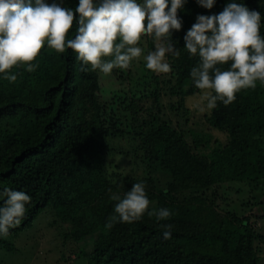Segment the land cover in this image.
I'll list each match as a JSON object with an SVG mask.
<instances>
[{
  "label": "trees",
  "instance_id": "obj_1",
  "mask_svg": "<svg viewBox=\"0 0 264 264\" xmlns=\"http://www.w3.org/2000/svg\"><path fill=\"white\" fill-rule=\"evenodd\" d=\"M57 2L75 10L78 0ZM226 3L216 0L211 9H205L196 0H187L178 9L182 27L172 32L171 39L179 55L166 54L168 73L142 71L146 88L141 94L132 83L139 72L132 69V61L128 68L111 70L118 73L119 84L126 85L128 109L136 113L133 132L115 128L110 122L115 115L107 123L105 118L114 105L107 108L99 104V69L82 66L71 49L57 53L45 44L34 58L38 65L34 72L26 71L23 65L13 66L9 71L16 74V80L0 79V128L8 135L0 149V189L23 191L30 197L20 223L0 237L1 248L13 249L6 238L27 229L47 208H53L59 219L83 225L81 235L100 226L108 229V239L95 244L84 264H259L248 217H236L238 214L229 209L230 202L221 213L211 206L218 194L215 190L222 184L264 183V85L257 81L255 88L237 92L230 104L217 101L216 107L205 114L208 127L224 133L223 142L212 141L200 131H186L182 124L175 126L161 117L162 97L176 95L180 111L177 104L171 106L179 111L182 123L184 118L189 120L187 109L186 113L182 109L187 96L201 91L190 76L199 58L187 53L182 37L197 14L218 13ZM243 3L261 13L260 34L264 36V0ZM76 15L66 38L75 35ZM145 38L148 51L153 50L152 36L146 34ZM220 67L225 70L228 65ZM141 99L147 117L138 122ZM127 133L124 153H138L144 167L165 174L163 187L157 189V201L171 212L166 220L149 216L147 210L131 223L112 220L116 201L110 197L121 196L120 188H131L138 180L108 181L104 153L110 149L106 147L110 134ZM208 189H214L213 198L204 206V195L196 192ZM249 190L247 204L263 203L259 196L254 197L251 187ZM202 209L208 212L203 214ZM203 216L212 220L191 229L197 224L195 218L199 221ZM164 224L171 225L168 239L162 236Z\"/></svg>",
  "mask_w": 264,
  "mask_h": 264
},
{
  "label": "clouds",
  "instance_id": "obj_2",
  "mask_svg": "<svg viewBox=\"0 0 264 264\" xmlns=\"http://www.w3.org/2000/svg\"><path fill=\"white\" fill-rule=\"evenodd\" d=\"M187 0H78L75 10L62 7L57 0H0V79L16 80L13 66L23 65L26 71L37 68L31 63L43 45L63 53L71 49L82 66H90L109 74L113 68H128L134 58L142 56L138 46L143 35L153 38L154 49L143 55L145 67L156 73H168L166 54L179 55L172 32L179 31L182 19L178 9ZM211 9L216 0H196ZM72 38L66 34L73 26ZM261 13L250 10L243 0H227L222 11L197 14L186 30L183 48L198 63L190 70L196 88L207 109L235 100L242 89L264 85V36L260 34ZM111 57V59H106ZM227 64L225 70L222 65ZM83 70H87L83 68ZM112 220L131 223L147 210L149 216L166 220L171 212L166 207L148 209L149 199L143 181L133 183L121 197L113 194ZM30 197L23 191L0 189V237L18 225ZM111 226L110 224L108 225ZM162 236H171V225H162Z\"/></svg>",
  "mask_w": 264,
  "mask_h": 264
},
{
  "label": "rangeland",
  "instance_id": "obj_3",
  "mask_svg": "<svg viewBox=\"0 0 264 264\" xmlns=\"http://www.w3.org/2000/svg\"><path fill=\"white\" fill-rule=\"evenodd\" d=\"M138 46L143 49L142 56L134 58L131 66L135 71H137L136 69L139 70L134 76L132 83L134 85L137 84L136 91L139 90L140 92L142 89L146 88V81L144 82L142 79V71L148 73L145 67V61L143 60V55L148 52L145 35L141 37ZM32 63L37 64L36 60H33ZM115 74L118 75V73ZM115 74L112 71L109 74H104L99 71L100 86L97 92L98 101L100 105H105L107 108L114 105L112 108H109V111L107 109L108 115L105 118L107 123L111 115H115L110 121L115 128L118 127L120 130L123 129L124 131L131 129L133 132L134 129H132V126L134 127L136 122V113L128 109V107H130V100L125 93L124 88H126V85H120ZM202 91L203 90L189 95L185 99V106L182 111L186 113L187 109L186 114H188V121L184 118L183 123L181 122V117L178 113L180 111L178 105L179 98L177 97L176 100V95L162 97L161 117L163 119H170L171 124L175 126L179 123L182 124L186 131H200L201 133H205L204 135H209L212 141L217 139L223 142L225 139L224 133L208 127L205 122L204 116L210 109H207L206 101L201 97ZM136 95L138 94L136 93ZM112 99L116 103L111 104ZM105 101L106 104H104ZM171 103H173V106L177 104V110L179 111L174 110ZM139 106L141 111L138 112V122L144 120V117H147L146 106H143L142 99L139 102ZM114 135L115 134H110L108 136L106 147L110 149H107L104 153V169L108 176L107 180L115 181L120 178V180L124 179L125 181L129 179H137V182L143 181L147 198H152L148 209H150V207L151 209L161 208V204L157 201V195L159 194L157 193V189L158 187H163L165 183V174L160 171H150L144 167L138 153L132 156H127L124 153L127 149L129 133H127V135ZM7 136L6 132L3 131V127L0 128V149L1 144L6 140ZM262 141L264 146V135L262 136ZM135 149L136 148L133 150ZM244 182L245 183H230L228 184L229 187H226V184H222L220 190H215L218 191V194L215 198L214 205L211 207L217 208L221 213L226 208L227 203L230 202L232 206L229 209H231L235 215L238 214L236 217H248L246 219H248L253 227V235L255 237L254 247L259 256L258 263L264 264V183L262 180H258L256 186H254V184L249 181ZM250 187L253 189L254 197L259 196V199L262 200L263 203L252 206L246 203V201L249 200ZM120 189L121 197L126 191L130 190L128 185L126 188L124 186ZM212 190L208 189L202 192H196L204 195L203 197L206 201L205 205L203 204L204 206H207L208 203L211 202L213 198L212 194L214 193V191L212 193ZM222 191L224 194H221V196L220 193ZM227 192L228 198L226 197ZM206 212H208L207 209H202L201 211L203 214ZM218 218L220 217L216 216L215 220H219ZM207 219L212 220L211 217L207 216L200 217L199 221L195 218L197 224L191 229L195 230L196 227L198 228L199 223ZM191 229H189V231H191ZM84 231L85 227L83 225L80 226L78 224L63 221L57 217L53 208H47V210L33 221L30 227L15 236L6 238L14 245V248L6 249L0 247V264H84L95 244L97 242L106 241L109 236L108 229L101 226L96 228L93 232H86L81 235ZM183 247H186L185 244ZM189 249L191 250L190 246L187 247L188 251ZM197 249L203 250L200 246Z\"/></svg>",
  "mask_w": 264,
  "mask_h": 264
}]
</instances>
